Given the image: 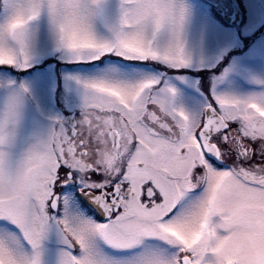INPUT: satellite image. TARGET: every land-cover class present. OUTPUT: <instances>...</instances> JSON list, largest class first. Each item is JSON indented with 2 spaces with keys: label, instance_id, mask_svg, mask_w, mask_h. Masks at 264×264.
<instances>
[{
  "label": "snow or ice",
  "instance_id": "1",
  "mask_svg": "<svg viewBox=\"0 0 264 264\" xmlns=\"http://www.w3.org/2000/svg\"><path fill=\"white\" fill-rule=\"evenodd\" d=\"M190 15L0 0V264H264V80L221 90Z\"/></svg>",
  "mask_w": 264,
  "mask_h": 264
},
{
  "label": "rangeland",
  "instance_id": "2",
  "mask_svg": "<svg viewBox=\"0 0 264 264\" xmlns=\"http://www.w3.org/2000/svg\"><path fill=\"white\" fill-rule=\"evenodd\" d=\"M242 1L245 20L239 31L219 17V11L236 16V0H183L191 13L185 27L186 48L194 60L199 62L203 57L205 62L212 63L222 56L212 72L230 65L240 70L229 73L218 86L221 90L232 85L247 91L255 87L253 77L264 80V0ZM198 74L190 72L193 83L185 85L193 93L196 92L194 77Z\"/></svg>",
  "mask_w": 264,
  "mask_h": 264
},
{
  "label": "water",
  "instance_id": "3",
  "mask_svg": "<svg viewBox=\"0 0 264 264\" xmlns=\"http://www.w3.org/2000/svg\"><path fill=\"white\" fill-rule=\"evenodd\" d=\"M235 19H236V18H235ZM235 19L231 20V22H232V23L237 22V19H236V20H235Z\"/></svg>",
  "mask_w": 264,
  "mask_h": 264
}]
</instances>
